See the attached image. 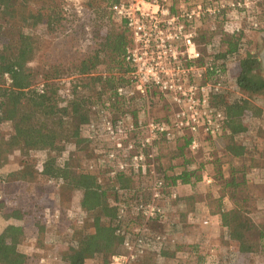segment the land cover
<instances>
[{"label": "trees", "instance_id": "1", "mask_svg": "<svg viewBox=\"0 0 264 264\" xmlns=\"http://www.w3.org/2000/svg\"><path fill=\"white\" fill-rule=\"evenodd\" d=\"M120 1L84 0L80 8L76 6L79 8L76 11L62 0H0V124L11 123L10 131L0 127L1 264H39L53 248L52 235L60 236L66 244L62 251L66 264H86L95 257H103L109 264L123 242V236L113 224L117 209L112 202L148 196L131 176L99 179L85 167L79 155L74 159L71 149L81 140L83 126L92 120L115 89L126 82L132 70L126 61L130 32L111 10ZM79 12H83L84 19L77 17ZM41 25L65 37L84 29L88 33V50L67 70L53 63L38 81L40 72L32 63L39 44L30 30ZM202 37L206 41L210 34ZM241 38L242 34L224 36L222 53L238 51ZM260 66L258 52L240 53L234 82L250 99L231 101L224 96L218 99L232 121L231 131L221 136L215 150L191 151L189 136L181 138L176 149L169 148L165 142L160 145L159 171L164 173L170 186H194L205 177L221 183L218 196L195 192L183 195L187 211L180 214L186 230L198 202L206 201L211 211L223 216L227 231L216 248L212 264H249L253 253L264 250V219L256 222L250 214L254 205L264 198V184L250 181L248 169L233 163L229 173L224 170L233 159L245 154V147L237 143L236 134L247 125L237 118L251 112V98L264 97ZM128 110L137 114L136 108ZM262 112L260 108L253 111L254 115ZM16 150L21 161L12 167L10 156ZM48 182L54 186L60 183L63 205L62 197L66 194L81 201L87 213L83 226L75 225L67 212L59 221L46 224L44 211L55 208V202L50 198L45 202L36 201L31 191L46 187ZM225 196L231 197L234 203L230 210L223 208ZM75 239L78 244L72 248ZM30 240L35 241L33 250L26 252L20 248L23 241ZM187 248L188 259L190 252L207 256L202 246L192 244ZM177 254L178 249L167 247L157 252L145 251L135 264H166L168 258Z\"/></svg>", "mask_w": 264, "mask_h": 264}, {"label": "built area", "instance_id": "2", "mask_svg": "<svg viewBox=\"0 0 264 264\" xmlns=\"http://www.w3.org/2000/svg\"><path fill=\"white\" fill-rule=\"evenodd\" d=\"M253 4L254 0H121L111 6L130 32L126 61L132 70L83 126L81 140L71 146L74 159L79 155L99 179L131 176L148 195L112 202L117 209L113 224L123 242L109 264H135L141 253L177 242L173 231L183 228L178 214L187 211L180 192L184 184L170 186L159 171L160 145L178 147L181 138L189 136L191 151L209 152L231 131L232 120L218 99H250L234 82L245 43L241 38L238 51L224 54L222 38L263 27L252 13ZM205 33L210 38L202 41ZM157 106L161 116L154 114ZM237 119L248 127L261 121L264 127V112L259 117L251 109ZM0 125L3 131L11 130L9 121ZM204 180L213 182L210 177ZM47 186L54 187L60 199V183ZM67 213L75 225L85 224L87 213L80 200L74 199ZM62 216L59 207L44 211L46 224ZM51 239L57 251L66 248L60 236ZM77 244L75 239L71 247ZM54 256L42 257L39 264H48Z\"/></svg>", "mask_w": 264, "mask_h": 264}, {"label": "rangeland", "instance_id": "3", "mask_svg": "<svg viewBox=\"0 0 264 264\" xmlns=\"http://www.w3.org/2000/svg\"><path fill=\"white\" fill-rule=\"evenodd\" d=\"M62 2L71 8V10H76L80 8L81 3L84 2V0H62ZM78 6L79 8L77 9ZM252 13L258 18V20L263 22V27L260 29H254L253 31L243 33L242 38L244 39L245 48L242 50L241 53L245 54L248 52L256 53L260 52V50L263 47L264 44V0H254V4L252 5ZM78 18L84 19L85 15L83 12L78 13ZM87 20L84 21L86 24ZM31 33H33L37 39L39 44V51L37 54V57L35 61L32 63L34 67L40 72L39 74V80L41 73L44 70H47L48 67H50L53 63L61 64V67L63 70H67L70 67H72L73 64H75V61L77 59H80L86 55V51L88 50L87 47V34L84 29L79 30L77 33H74L71 36L65 37L60 36L57 33L51 32L47 29L46 26L41 25L38 26L32 30H30ZM71 71V70H70ZM238 73V69H235V76ZM260 73V71H259ZM263 76L264 74L261 73ZM251 107L253 111H256L258 108L263 109L264 112V97H258V98H251ZM261 113V115L263 114ZM155 115H161L162 111L160 110V107H155L154 109ZM257 115V116H261ZM250 127L253 128V131H256L255 133H258L259 129L263 127L261 121H254L252 124H250ZM251 128V130H252ZM169 147V146H168ZM171 148V147H169ZM177 147H172L171 149H176ZM216 149V145H214L213 150ZM20 155L19 151L16 150L12 153L10 156V163L12 167H17L20 164ZM212 183L204 182V188L209 190V192L206 193H212L214 187H212ZM38 186V185H37ZM182 189V188H181ZM31 195L35 196V200L39 202H43L46 196V200L50 198L51 201H54L55 207H60V209L64 212H67L70 208L72 201L74 200L72 196L69 194L63 195L62 198H64V205L62 202H60V199L58 198V193H56V190L54 187H44L39 188L36 187L34 190L31 191ZM45 195V196H44ZM54 199V200H53ZM45 200V201H46ZM184 201V200H183ZM185 202V201H184ZM186 203V202H185ZM187 206V204H186ZM180 212L178 216L180 217ZM177 214L171 215L173 219L177 220L178 217ZM181 223V221H179ZM28 223V222H27ZM190 223V222H189ZM190 225H193L191 223ZM199 228V225H196V228L194 231H197ZM156 229H160L159 227H156ZM192 230L191 229H174L173 234L177 237V242L175 244H170L168 248L170 249H178L177 256L173 258H168L166 260V264H188L183 262V258H186V256H183L182 254L184 252H189L188 246L192 244H197L199 246H202V251H204V254L207 256H204V260L201 264H212L214 260V255H216V245L210 244L208 241L201 242H195L189 243L188 240H191L192 237ZM191 236V237H190ZM111 259V258H110ZM110 262V260H109ZM255 264H264V259L260 260L259 262L256 261V259L253 260ZM1 264V263H0ZM48 264H66V261L64 259L60 258H53V261L48 262ZM86 264H106L105 259L103 257H95L93 259H90L86 261ZM254 264V263H252Z\"/></svg>", "mask_w": 264, "mask_h": 264}, {"label": "crops", "instance_id": "4", "mask_svg": "<svg viewBox=\"0 0 264 264\" xmlns=\"http://www.w3.org/2000/svg\"><path fill=\"white\" fill-rule=\"evenodd\" d=\"M251 128L247 125V128L245 130L240 131L236 134L237 143L245 147V154L242 157L233 159L230 162L231 164H227L226 166H224V170L226 173H229V170L231 169L233 163L236 167L238 166L248 169L246 173H248V178L250 179V181L255 184H264V127L259 129L258 133H255L256 131H253V128L251 130ZM212 179V187H214V189L211 192L214 195L218 196L220 193L221 183L214 178ZM204 182L205 180L203 179L194 186L191 184H186L182 187V189H180V192L182 195L193 194L194 192L198 194H207L206 192H209L210 188H208L209 190L204 188ZM222 205L225 210H230L234 207V203L229 196H225L223 198ZM250 214L256 222L263 221L264 198L260 199L254 205V207L250 210ZM206 220L208 221V223L204 224V221ZM189 222L190 223L188 224V229H191L193 231L191 234L192 237L190 236L191 240H188V242L191 244L193 243L192 240H194L195 242H199L200 240L201 242L208 241L210 244H215L218 247L224 237L225 232L227 231V227L223 222V216L219 212L211 211V208L206 201H201L196 204L195 211L190 214ZM24 223L27 224L26 221H24ZM191 223H193V225H190ZM196 225H199V228H197V231H194ZM34 242V240H30L27 242L23 241V244H21L20 248H22L26 252H30L35 247ZM50 243L52 245L54 241L51 239ZM63 250L64 248L57 251L53 247L49 254H53L55 256L49 258L50 262L53 261V258L63 259ZM202 252L204 253V251ZM187 253L188 252L186 251L182 255L187 256ZM189 254L191 256L189 259L183 258L184 263L201 264L204 260V256H202V254H199L198 256L192 255L191 252ZM254 259H256L257 262L264 259V250L253 253L250 257L249 264L255 263L253 262Z\"/></svg>", "mask_w": 264, "mask_h": 264}, {"label": "water", "instance_id": "5", "mask_svg": "<svg viewBox=\"0 0 264 264\" xmlns=\"http://www.w3.org/2000/svg\"><path fill=\"white\" fill-rule=\"evenodd\" d=\"M260 62H261V72L264 74V44L259 52Z\"/></svg>", "mask_w": 264, "mask_h": 264}, {"label": "flooded vegetation", "instance_id": "6", "mask_svg": "<svg viewBox=\"0 0 264 264\" xmlns=\"http://www.w3.org/2000/svg\"><path fill=\"white\" fill-rule=\"evenodd\" d=\"M259 71H260V74H261V73H262V72H261V66H260V69H259Z\"/></svg>", "mask_w": 264, "mask_h": 264}]
</instances>
